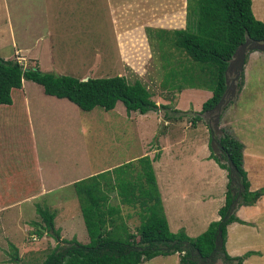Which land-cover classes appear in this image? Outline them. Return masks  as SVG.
<instances>
[{
    "label": "crops",
    "instance_id": "obj_1",
    "mask_svg": "<svg viewBox=\"0 0 264 264\" xmlns=\"http://www.w3.org/2000/svg\"><path fill=\"white\" fill-rule=\"evenodd\" d=\"M60 1L44 0V10H55L57 6L58 11L55 14L45 11L42 21L47 32L39 39L41 43L51 35L53 24H57L63 30L65 28L60 22L68 20L70 10L61 11L69 5L63 2L65 6L63 4L61 7ZM46 3L50 5L47 9ZM253 7L254 0L253 15L256 20L264 23V8L253 10ZM173 13L171 12V15ZM171 15L166 19L170 21L166 23L169 27L159 29H185V19L179 21L178 26L174 28ZM24 50L30 52V48L26 47ZM47 51L52 57L58 54L55 45H51ZM1 58L12 60L9 55ZM32 59L37 61L38 67L37 57ZM263 65L264 53L255 51L246 55L242 89L222 114L220 121V126L232 131L244 146L243 169L250 184V191L264 188V81L260 87H256L264 80V69L260 67ZM162 79L161 70V73L157 71L148 80L139 74L137 80L150 90L154 102L158 99L161 101L160 104H166L172 109L177 107L186 111L191 108L200 112L203 103L212 96L211 92L205 89L200 91L186 87L180 92L175 91L168 84L163 85ZM26 82L31 81H23L21 90L12 92L11 106L0 105L8 109L0 111V264H41L40 262L45 260L44 256L48 254V247L49 249L55 247L54 240L41 229L44 224L35 207L40 201L38 205L44 204L48 207L54 202V227L60 229L59 234L63 239L66 233H69L72 234V239L76 237L80 241H88L84 236L81 237L78 231L81 216L80 210L77 213L79 203L73 185L124 165L116 164L100 171L79 169L78 150L74 144H70L59 155L52 154L48 157L46 154L45 160L41 162L40 142L49 144L47 134L58 131L65 140L68 138L77 140L79 112L72 109L69 112L67 108L70 106L69 101L63 103L65 99L47 96L42 89L44 96L58 101L57 108L62 114L58 118L60 120L58 123L51 118L50 106L30 103L23 92ZM20 95L24 97V104L15 106L14 97ZM45 109L50 110L46 112ZM10 111L13 113L10 114ZM22 114L24 118H15ZM153 115H156V112L145 115L135 112L127 115L125 112L123 120L108 119L107 123L113 125L116 121L124 123L127 120L129 126H133L130 127L129 135L132 131L135 132L136 128L141 143L145 142L146 147L157 137L155 142L158 146L147 157L152 160L156 186L169 231L171 233L183 231L186 236L195 238L205 232L211 223L220 219L218 211L225 203L227 172L211 159L210 135L204 120L197 122L192 128L181 120H161L159 122L161 130L158 132L155 121L157 116ZM73 124L77 125L75 131ZM47 150L50 152L49 146ZM154 152H157L155 155L158 158L153 161ZM146 155L148 154L143 151V155L129 159L132 161L127 159L125 164L135 163L133 160L137 161ZM84 156L90 161L93 154L89 155V152L85 151ZM70 196L74 197V201ZM67 198H70V204L66 205ZM235 215L243 224L235 222L227 226L226 253L230 257H243L251 253L242 264H264V196L252 206L238 207ZM58 217L61 219L55 221ZM28 222H31V225ZM174 255H177L180 261V255Z\"/></svg>",
    "mask_w": 264,
    "mask_h": 264
},
{
    "label": "trees",
    "instance_id": "obj_2",
    "mask_svg": "<svg viewBox=\"0 0 264 264\" xmlns=\"http://www.w3.org/2000/svg\"><path fill=\"white\" fill-rule=\"evenodd\" d=\"M186 26L183 30H155L152 37L158 49L171 46L168 55L162 53L163 85L180 92L184 88L205 89L212 96L206 100L200 112L194 113L193 125L203 120L220 100L225 90V71L239 45L246 38L264 42V23L256 20L252 0H186ZM254 10L255 0H254ZM161 68V67H160ZM23 81H31L42 87L47 96L65 99L82 112L102 109L114 110L117 103L123 104L126 113L145 115L148 112L170 110L168 105L156 106L152 93L140 81L128 82L123 76L87 78L85 81L68 76L41 72L39 68H24L17 61L0 58V105L13 104L12 92L21 90ZM183 82V83H182ZM184 85V86H182ZM243 86V72L237 83V95ZM224 108L222 114L232 104ZM186 113H184L185 115ZM221 114V117H222ZM165 117L167 120L172 117ZM211 141V130L205 121ZM215 136L219 155L211 159L227 172L228 182L225 203L218 211L220 219L209 225L201 235L190 238L183 231L171 233L163 212L156 186L152 160L138 159L136 179L132 178L134 163H129L75 183L74 191L79 210L89 238L88 244L75 239L61 242L59 231L54 227L55 214L47 209L36 208L44 229L57 245L41 264H143L158 256L180 255L179 264H242L243 257H230L225 250L227 226L243 224L235 215L241 206H252L262 196L264 188L250 191V184L243 169V144L232 131L220 128ZM155 155L153 161L157 159ZM233 168V174L230 167ZM233 175V177H231ZM240 191L237 206L231 213L233 201ZM121 204L142 207L138 235L127 230L120 217V207L110 204L111 193ZM117 221H120L117 223ZM221 231L222 247L216 248L215 240ZM39 231V230H38ZM42 233V232H40ZM60 242V243H59ZM59 244V245H58ZM17 261V257L15 256Z\"/></svg>",
    "mask_w": 264,
    "mask_h": 264
},
{
    "label": "rangeland",
    "instance_id": "obj_3",
    "mask_svg": "<svg viewBox=\"0 0 264 264\" xmlns=\"http://www.w3.org/2000/svg\"><path fill=\"white\" fill-rule=\"evenodd\" d=\"M63 2L67 3L69 7H65L61 11L70 10V14L67 16L68 20L60 22L65 27L64 30L57 24H53L51 35L44 39V43H41L39 39L45 35L44 32H47L46 25L42 21L45 11L55 14L58 11L56 10L58 7L56 6L55 10H44V0H0V58L9 55L12 60L16 61V52H18L19 57L24 59L22 66L32 68L37 66V61L32 58L37 57L40 71L82 80L86 78L123 76L128 82L132 83L138 79L139 74L143 79L148 80L157 71L161 73L163 58L160 57L162 53L168 55L171 51L174 52L171 46H166L165 50L163 48L158 49L155 38H152L156 34L155 30L169 27L166 23H170V21L166 19L171 15V12H174L172 14L174 28L178 26L179 21L184 19L186 21V0H61L59 4L61 7H63ZM263 2L264 0H255L256 9L260 7V10H263ZM49 6L48 3L45 4L46 9ZM51 22L50 17L49 23ZM174 30L179 29L172 28L168 31ZM48 31H50L49 28ZM51 45H55L58 51L57 56L52 57V55L48 54L47 49ZM26 47L30 48L29 53L24 50ZM260 67L264 69V65ZM263 81L256 87H260ZM205 91L208 92V90ZM23 92L30 103H38L46 107L50 106L51 118L58 121V123L60 122L58 118L62 114L60 109L57 108L59 106L57 99L44 96L42 88L33 82H26ZM160 102V100L156 99L155 105L158 107L163 105ZM63 103L69 102L64 100ZM23 104L24 97L22 95L14 97L15 106ZM69 105L67 107L69 112L71 109L79 112V134L77 140L75 138L65 140L58 131L47 134L48 139H50L49 144L40 142L42 144V149H40L42 151L40 155L41 162L45 160L44 156L46 154L48 157L52 154L59 155L70 144H74L77 145L79 169L100 171L116 164L126 165L127 159L143 155V151L148 154L146 156H149L158 146V143L155 142L157 137H155L147 145V148L145 142L141 143L136 128L135 132L132 131V134L129 135L130 127L133 128V126H129L127 120L124 123L116 121L113 125L107 123L108 119L118 120L120 118L123 120L126 111L120 102L110 112L97 108L86 113L71 103ZM0 108V111H3L2 109L8 110L4 107ZM45 110L48 112L50 109ZM11 113L13 112L10 111ZM165 113H167V117H172L175 121L181 120L185 122V125L190 128L194 126L190 120L194 118L193 114L196 111L191 108L183 111L175 107L167 111H156V115H153L157 116L155 121L158 125V132L161 130L159 122L166 120ZM184 113L186 114L184 115ZM10 118L14 117L10 116ZM15 118H24V116L22 114ZM61 124L64 125L63 123ZM140 127L143 128V126ZM220 128L224 127L220 126ZM76 129L77 125L73 124V131ZM48 146L50 152L47 150ZM85 151H88L89 155L93 154L90 161L84 156ZM156 153L154 152L153 155ZM133 162H135L133 165L135 169L134 171L131 169L129 171L133 175L132 178L136 179V170H139L140 165L138 161L133 160ZM110 195V204L120 207L121 221L125 223L127 230L138 235L137 229L141 224L142 207L139 204L134 207L121 204L115 192ZM55 196H58V194H55ZM70 197L74 201V197ZM40 202L35 205L36 208L40 207L54 213V202H51V207L44 204L38 205ZM65 202L66 205L67 203L70 204V198H67ZM79 215L81 216L80 212ZM60 219L58 217L55 221ZM80 220L78 231L81 237L84 236L88 241H80L76 237L74 239L81 244H86L87 242L89 243V238H87L82 217ZM119 222L117 221V223ZM28 223L31 225V222ZM56 230L60 232V229ZM71 235L66 233L65 239L60 235V242L62 240H73ZM55 244L57 245L56 242ZM60 244L65 246L62 242ZM54 248L49 249L48 247L47 253ZM45 258L46 256H44ZM179 262L177 255H169L166 257L158 256L143 264H179ZM214 264H221V262L217 260Z\"/></svg>",
    "mask_w": 264,
    "mask_h": 264
},
{
    "label": "water",
    "instance_id": "obj_4",
    "mask_svg": "<svg viewBox=\"0 0 264 264\" xmlns=\"http://www.w3.org/2000/svg\"><path fill=\"white\" fill-rule=\"evenodd\" d=\"M262 52L264 53V42H258L249 38H246L244 43L239 45L232 55L231 60L228 63V66L225 71V90L219 100V102L208 112L204 114L203 120L208 123L211 132V141L210 147L213 155H219V146L215 141V136L220 135V121L221 114L225 107L229 105L233 100L236 99L237 96V83L239 81L240 75L244 70V64L246 60V55L249 52ZM84 79L83 81H85ZM230 172L233 174V168H231L230 164ZM233 177V175H231ZM240 196V191L237 193V198L233 201L231 206V213L234 208L237 206L238 199ZM222 238L221 231L218 230L215 245L216 248L222 247Z\"/></svg>",
    "mask_w": 264,
    "mask_h": 264
},
{
    "label": "built area",
    "instance_id": "obj_5",
    "mask_svg": "<svg viewBox=\"0 0 264 264\" xmlns=\"http://www.w3.org/2000/svg\"><path fill=\"white\" fill-rule=\"evenodd\" d=\"M16 55H17V57H16V61L20 64V65H22V61L24 60L22 57H19V53L18 52H16Z\"/></svg>",
    "mask_w": 264,
    "mask_h": 264
},
{
    "label": "clouds",
    "instance_id": "obj_6",
    "mask_svg": "<svg viewBox=\"0 0 264 264\" xmlns=\"http://www.w3.org/2000/svg\"><path fill=\"white\" fill-rule=\"evenodd\" d=\"M24 68H26V67H24Z\"/></svg>",
    "mask_w": 264,
    "mask_h": 264
}]
</instances>
